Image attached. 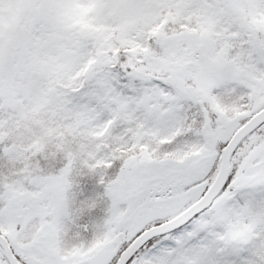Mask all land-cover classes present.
I'll return each mask as SVG.
<instances>
[{"label":"snow or ice","instance_id":"6c2138e0","mask_svg":"<svg viewBox=\"0 0 264 264\" xmlns=\"http://www.w3.org/2000/svg\"><path fill=\"white\" fill-rule=\"evenodd\" d=\"M0 264H264V0H0Z\"/></svg>","mask_w":264,"mask_h":264}]
</instances>
